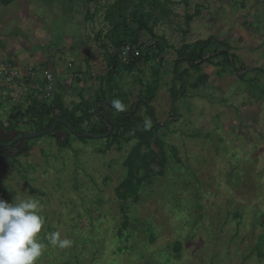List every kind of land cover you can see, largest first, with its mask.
Segmentation results:
<instances>
[{
  "label": "rangeland",
  "instance_id": "obj_1",
  "mask_svg": "<svg viewBox=\"0 0 264 264\" xmlns=\"http://www.w3.org/2000/svg\"><path fill=\"white\" fill-rule=\"evenodd\" d=\"M159 1L166 15L151 0H0L2 48L20 36L14 28L26 33L38 25L37 44L28 50L40 58L12 61L23 70L18 77L0 71L7 90H0V119L21 111L12 122L19 132L33 131L25 113L32 97L56 92L70 108L93 103L107 89L115 53L122 64L111 70L112 83L130 103H141L148 82L161 77L151 106L162 123L156 137L164 142L166 168L140 184L137 201L115 193L135 140L106 148L104 138H73L60 149L55 137L40 136L29 139L28 154L0 164V199L39 201L45 223L38 239L46 248L37 264H264V0ZM140 3L156 17L154 36L128 20ZM197 7L200 15L188 25L186 15ZM40 23L48 28L43 36ZM135 36L143 56L128 71L121 50L134 49ZM210 37L209 52L227 48L237 65L261 71L240 79L231 68L221 73L205 63L209 79L196 87L197 74L183 63L187 93L172 103L177 50ZM155 42L164 52L147 56ZM139 114L152 122L145 103ZM92 125H100L96 116L83 122L85 129ZM151 147L159 149L154 141ZM52 232L71 245H51Z\"/></svg>",
  "mask_w": 264,
  "mask_h": 264
},
{
  "label": "trees",
  "instance_id": "obj_2",
  "mask_svg": "<svg viewBox=\"0 0 264 264\" xmlns=\"http://www.w3.org/2000/svg\"><path fill=\"white\" fill-rule=\"evenodd\" d=\"M165 1L169 2V0ZM151 3L155 4L161 9V14L166 15V11L163 9V5L159 0H151ZM118 15L120 17L121 13L119 12ZM199 15L200 9L197 7L195 13L186 15V23L189 25L193 19ZM128 18L129 21H132L138 25L139 30L145 29L150 35H155L153 32V27L151 26V20L156 19V17L152 12L145 11V7L142 3H140L137 8L130 10ZM123 24H127L126 18H124ZM137 44L138 38L135 36L131 43V45L134 46V49L129 51V54L131 55L127 57V60H124V57L122 56L123 49L121 50L122 61L125 64L124 66H127L128 71L133 70V62L143 56V48L140 46L137 47ZM213 45L214 39L213 37H210L206 40H198L191 44H183L177 50L178 58L174 64L172 85L170 89L172 103H175L179 98L186 96L187 93V82L185 77L188 74V70H181L180 66L183 63H187L191 70L197 74L195 83L196 87L199 84L205 85L209 79L207 73L203 72L202 70V66L205 63L211 64L213 67H222L221 73H223L227 68H231L235 71L240 79H244L246 76L245 73L247 72L255 70L261 71L259 68L248 69L243 65H237L235 61L236 55L232 54L227 48H215L213 51L209 52L208 48L210 46L214 48ZM137 50L139 51V55L134 56V52ZM151 52L154 55H152ZM163 52L164 48L161 47L160 43L155 42V45L148 47L146 55H151V57L156 58L157 55H160ZM215 58L218 60L215 61ZM120 63L121 59L119 57V53L111 55L109 61L110 70L108 72L109 79L107 81V89L100 88V93L97 95V98L93 103L87 104L82 101L80 103H76L70 108L65 106L63 95L61 93L54 92L53 95H50L47 99H45L43 98L44 95L42 94V91H40L38 95H41V98L43 99L39 100L32 97V104L25 111V113L29 115L32 120H34L32 130L36 132L47 131L56 121V119L61 120L58 121L55 130L67 133L63 144H60L59 139L56 138L52 133L41 136L55 137L57 145L60 149L70 147L73 138L74 140H79L82 142H86V140H92V138L86 137L84 134H94L98 135L99 138H104L106 140V148L110 147L112 142L130 143L132 140H135L136 143L134 144L126 161L128 165L127 177L115 188V193L117 196L132 197L135 201H137L140 184L151 177L162 176L166 168V161L163 154L165 153L163 147L164 142L162 138L156 137L158 130L162 128V123L159 122L155 117L153 107L151 106V101L155 96V92L158 90V85L156 82L159 83L161 77L158 74L155 82L156 85H154V82H148L146 86V94L145 97L141 99V103L140 101L137 102L138 104L130 103L128 96L119 89L118 91H115L116 85H113L112 83L114 81V75L111 73V70L113 69L114 71L116 65L119 66L122 64ZM46 65L47 64H44L43 66ZM44 82V84L43 82L41 83L43 87L45 84H47L46 80ZM120 99L124 106L123 110H117L112 106V102L114 100ZM142 103H145V105L148 107V113L152 120L151 123L145 121L144 118L139 114L140 104ZM172 109L173 111L175 110L174 108ZM21 116H23L21 111H16L15 113L10 114V118L13 117L16 121ZM91 116H96L99 119L100 125H92V127L89 129H85L83 127V122L88 120ZM10 120L0 121V125L4 128L16 131L17 128L12 123L14 121ZM109 126H111V131L107 135ZM152 141L155 142V145L159 149L155 150L151 147ZM30 150L31 148L27 146V151H23L15 157L26 155ZM7 161V165H9L10 158H8ZM127 223L128 220L126 218L121 223L123 229L127 227ZM180 248L181 242L176 241L174 249L176 251H180Z\"/></svg>",
  "mask_w": 264,
  "mask_h": 264
},
{
  "label": "clouds",
  "instance_id": "obj_3",
  "mask_svg": "<svg viewBox=\"0 0 264 264\" xmlns=\"http://www.w3.org/2000/svg\"><path fill=\"white\" fill-rule=\"evenodd\" d=\"M112 106L117 110L124 107L120 100H114ZM44 223L39 201L31 197L12 203L0 199V264H37L46 248L38 239ZM46 239L60 248L72 243L61 239L59 232H52Z\"/></svg>",
  "mask_w": 264,
  "mask_h": 264
},
{
  "label": "crops",
  "instance_id": "obj_4",
  "mask_svg": "<svg viewBox=\"0 0 264 264\" xmlns=\"http://www.w3.org/2000/svg\"><path fill=\"white\" fill-rule=\"evenodd\" d=\"M6 6L8 8L9 4L3 5V7H6ZM23 17H25V16H23ZM38 19H35V20H38ZM2 25L0 24V30H3V28H4V26H2ZM34 25H36V26H33V30L28 27L27 28L28 30L26 31V33L24 32L25 34L22 32V28L21 29L20 28H14V31L16 32L15 34H19L20 36L17 38L15 37L14 40L9 39L10 41H8L7 44L9 45V43H10V45L8 47L6 46V48H2L5 43L3 44L2 41H0V71L6 70L7 72H12V73H15V74L20 76L19 73H23V70H20L19 67H17V65L15 66L14 63H11L12 61L17 59L18 60V61L16 60L17 62H19V60H20L23 63V60L30 61V60L36 59L35 56L37 58L38 57L40 58V56L35 55L32 50H28L32 45L34 46L35 43L37 44L38 38H35V36L37 34L38 25L37 24H34ZM39 26H40L41 33H42L41 35L43 36V34L45 32H47L48 28L46 25H45V27H43V25L41 23ZM28 34H29V36H28ZM15 56H16V58H15ZM20 83L23 84V82H20ZM3 86H5V83H3L0 80V87H2L0 90L3 91L4 93H6L7 90L4 89ZM11 112H10V114L14 113V112H12V113ZM10 114L7 115L6 117H2V119H0V121H9L10 119H12L10 121H16L13 117L10 118Z\"/></svg>",
  "mask_w": 264,
  "mask_h": 264
},
{
  "label": "water",
  "instance_id": "obj_5",
  "mask_svg": "<svg viewBox=\"0 0 264 264\" xmlns=\"http://www.w3.org/2000/svg\"><path fill=\"white\" fill-rule=\"evenodd\" d=\"M58 121H61V120L56 119V121L52 124V126L47 131L27 132V133L17 136L15 139L13 138L17 135L16 131L8 132L6 128L0 125V146L3 148V150L0 151V164L7 165L8 158H11L15 156L16 154H20L23 151H27V146H23V144H24V141L28 139H33V138L40 137L44 134L52 133L56 138L59 139V143L63 144L64 138L67 136V133L63 131L55 130ZM110 131H111V126H109V131L107 135L110 133ZM84 136L96 137V138L99 137L98 135H94V134H84ZM1 141H3L4 143H2ZM15 141H20L17 146V151H14L12 150V148H10V145L13 144L12 142H15Z\"/></svg>",
  "mask_w": 264,
  "mask_h": 264
},
{
  "label": "flooded vegetation",
  "instance_id": "obj_6",
  "mask_svg": "<svg viewBox=\"0 0 264 264\" xmlns=\"http://www.w3.org/2000/svg\"><path fill=\"white\" fill-rule=\"evenodd\" d=\"M7 130H8V132L15 131V130H12V129H7ZM16 132H17V135L13 139H15L17 136H19L21 134H24V133H19V131H17V130H16ZM28 141H29V139L28 140H25L23 146H28ZM1 142L4 143L3 141H1ZM19 142L20 141L12 142L13 144L10 145V148H12V150H14V151H17V146H18ZM2 150H3V148L0 146V151H2ZM16 155H18V154H16Z\"/></svg>",
  "mask_w": 264,
  "mask_h": 264
},
{
  "label": "built area",
  "instance_id": "obj_7",
  "mask_svg": "<svg viewBox=\"0 0 264 264\" xmlns=\"http://www.w3.org/2000/svg\"><path fill=\"white\" fill-rule=\"evenodd\" d=\"M129 51H131V49H130V47H128L124 52H123V54H124V60H127V55H128V52ZM125 55H126V57H125ZM139 55V51L137 50V51H135L134 52V56H138ZM16 75V77H18L17 76V74H15ZM10 80H12V78H10V79H8V81H10Z\"/></svg>",
  "mask_w": 264,
  "mask_h": 264
}]
</instances>
